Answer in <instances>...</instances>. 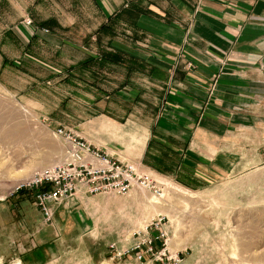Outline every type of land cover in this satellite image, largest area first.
I'll use <instances>...</instances> for the list:
<instances>
[{"label": "rangeland", "instance_id": "374dc122", "mask_svg": "<svg viewBox=\"0 0 264 264\" xmlns=\"http://www.w3.org/2000/svg\"><path fill=\"white\" fill-rule=\"evenodd\" d=\"M4 2L0 18V203L10 198L18 181L62 162L66 145L57 136L58 130L102 154L117 152L120 160L130 161L143 132L119 123L113 126L98 108L91 111L89 106L94 98L90 87L104 94L118 86L106 75L107 62L100 60L113 53L90 54L92 36L97 35L93 30L100 20L90 5L76 0ZM9 2L21 6L25 17L16 21L19 11L10 8ZM28 20L31 24L26 25ZM109 34L101 36L105 39ZM119 73L114 69L110 76L119 78ZM97 102L103 104L105 99ZM121 111L119 116H123ZM129 145L134 149L131 153L126 151ZM42 160L45 165H38ZM259 163L243 176L194 191L136 166L163 186L161 197L137 189L125 196L77 193L86 231L83 236L57 233V254L62 264H264L253 259L264 252V246L259 247L264 243V161ZM151 222L158 227H150ZM48 226L42 221L33 233L52 228ZM154 235L161 238L153 241V254L144 253L145 246L136 248ZM51 238L54 235L0 241V251L17 255L22 250H45ZM241 243L251 250L242 251ZM11 258L15 256H8L3 264H10Z\"/></svg>", "mask_w": 264, "mask_h": 264}, {"label": "crops", "instance_id": "0c3cea01", "mask_svg": "<svg viewBox=\"0 0 264 264\" xmlns=\"http://www.w3.org/2000/svg\"><path fill=\"white\" fill-rule=\"evenodd\" d=\"M76 1L100 18L90 54L119 55L117 64L107 62L106 74L118 86L104 94L90 87L91 111L143 132L135 156L123 161L190 191L243 176L264 161V0ZM9 4L19 11L16 21L25 17L21 6ZM103 25L105 39L97 32ZM114 69L119 78L110 76ZM106 153L120 160V153ZM79 201L54 206L52 228L34 233L42 216L32 193L0 203V241L55 237L45 250L0 251V264L12 255L10 264H62L55 248L60 232L86 231Z\"/></svg>", "mask_w": 264, "mask_h": 264}, {"label": "built area", "instance_id": "2783aa9c", "mask_svg": "<svg viewBox=\"0 0 264 264\" xmlns=\"http://www.w3.org/2000/svg\"><path fill=\"white\" fill-rule=\"evenodd\" d=\"M29 24L31 22L26 21V25ZM56 133L66 145L62 162L36 171L9 194L12 196L18 190L32 193L44 224L52 223L54 206L75 197L79 192L84 195L125 196L137 189L148 192L153 197H161L163 186L153 176L140 172L131 163L100 153L84 140L70 136L63 130ZM154 225L158 227L154 223L149 226ZM160 238L161 235H154L136 248L145 246L144 253L153 254V241Z\"/></svg>", "mask_w": 264, "mask_h": 264}, {"label": "trees", "instance_id": "16d2710c", "mask_svg": "<svg viewBox=\"0 0 264 264\" xmlns=\"http://www.w3.org/2000/svg\"><path fill=\"white\" fill-rule=\"evenodd\" d=\"M52 23V21L50 20L49 22L46 23L47 26H50V24ZM108 26L107 25H103L98 29V33H108L109 34V30H108ZM101 61H106V62H112V63H117L119 62V58L115 56V54H106L103 55L102 58L100 59ZM92 60H88V62L86 63H90ZM85 64V63H84ZM23 190H18L17 193H22ZM13 196V195H12Z\"/></svg>", "mask_w": 264, "mask_h": 264}, {"label": "bare ground", "instance_id": "6f19581e", "mask_svg": "<svg viewBox=\"0 0 264 264\" xmlns=\"http://www.w3.org/2000/svg\"><path fill=\"white\" fill-rule=\"evenodd\" d=\"M9 134H10V133H9ZM8 138H9V137H8ZM12 139H13V138H12ZM58 145H59V144H58ZM58 145H57V146H58ZM55 152H56V151H55ZM64 157H65V156H64ZM45 163H46L45 160H42L40 163H38V165H41V166H42V165H45ZM49 163H50V161H48V164H49ZM38 171H39V170H38ZM34 173H35V172H34ZM34 173H33V174H34ZM33 174H31L29 177H27V178L24 179V180L18 181L17 184L15 185V187L18 186V185H20V184L23 183L24 181L28 180ZM15 187H14V188H15ZM241 244H242V243H241ZM241 244H240V245H241ZM167 245H168V244H167ZM242 245H243V244H242ZM242 245H241V246H242ZM243 246H244V247H242V251H244V252H249V250H251V249H250V245H249V246H247V245H246V246L243 245ZM262 246H264V243L261 244L259 247H262ZM239 247H240V246H239ZM259 247H258V248H259ZM253 259H254V261H256V262H262V261H264V252H263L260 256H256V257L253 258Z\"/></svg>", "mask_w": 264, "mask_h": 264}]
</instances>
